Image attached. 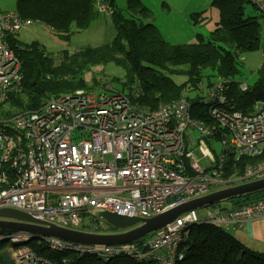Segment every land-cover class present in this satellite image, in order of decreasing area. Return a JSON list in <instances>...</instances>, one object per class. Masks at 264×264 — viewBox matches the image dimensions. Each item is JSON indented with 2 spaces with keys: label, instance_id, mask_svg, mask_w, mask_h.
I'll return each mask as SVG.
<instances>
[{
  "label": "built area",
  "instance_id": "built-area-1",
  "mask_svg": "<svg viewBox=\"0 0 264 264\" xmlns=\"http://www.w3.org/2000/svg\"><path fill=\"white\" fill-rule=\"evenodd\" d=\"M247 1L264 17V0ZM30 24L15 11L0 13V106L6 94L19 91L21 81L20 62L6 38ZM230 85L229 79L216 78L198 95L210 122L193 118L191 103L183 98L150 111L111 87L97 94L88 90L53 94L36 110L0 115V209L29 214L57 227L100 233L103 221L96 216L98 212L146 219L205 196L221 184L219 170L226 162L219 161L217 169L208 173L191 161L189 167L197 176L183 177L180 160L185 130H193L200 141L220 136L223 149H233L237 160L260 158L264 153V102H254L251 112L242 114L228 98ZM238 89L245 92L246 82L240 80ZM200 147L208 155L203 142ZM170 152L176 162L168 160ZM243 175L264 178V159L243 167ZM197 216L195 210L182 214L153 239L160 240L171 258L176 257L181 250L167 239L181 245L186 227L200 224ZM220 216L213 217L207 210L203 221L226 226L264 220V197ZM22 236L31 238L0 235V242L9 245L0 248L4 261L0 264H57L23 247L27 241ZM44 240L54 254L87 256L100 262L125 257L162 264L154 253L132 243L87 246Z\"/></svg>",
  "mask_w": 264,
  "mask_h": 264
},
{
  "label": "trees",
  "instance_id": "trees-1",
  "mask_svg": "<svg viewBox=\"0 0 264 264\" xmlns=\"http://www.w3.org/2000/svg\"><path fill=\"white\" fill-rule=\"evenodd\" d=\"M121 1L15 0L14 11L21 18L43 24L65 41L71 39L72 27L79 32L86 30L91 19L100 16L97 7L104 4L112 10L109 18L115 36L101 46H86L73 54L61 51L55 57L45 53L36 41L23 44L15 36L8 37L9 47L20 61L22 78L19 91L6 96L3 104L8 110L0 115L14 116L36 110L50 94L87 90L85 75L90 69L112 63L125 69L130 84H138L139 93H133L136 88L126 91L131 102L152 108L158 103L185 98L191 103L193 118L210 122L205 107L199 103V86L210 85L219 76L239 79V57L260 47L261 26L255 16L246 14L248 1L212 0L218 10L217 26L207 38L197 35V42L190 45L168 43L150 23L135 19L140 8L138 0H123V7L119 4ZM257 75L246 92H240L238 82L233 81L238 91L229 90L228 98H233L234 110L249 114L254 102H264L263 64ZM175 77H183L185 81L177 85L173 81ZM124 90L122 87L120 92ZM208 143L211 145L210 141ZM261 159L264 153L260 158L245 157L235 168L238 171L253 166ZM230 173L228 169L226 174ZM239 227L238 224L191 226L181 242V246H187V253L177 264H264V249L251 251L234 236ZM44 246L34 238L23 245L57 264H155L152 260L139 263L125 257L107 262L87 256L79 259L73 254H54Z\"/></svg>",
  "mask_w": 264,
  "mask_h": 264
},
{
  "label": "rangeland",
  "instance_id": "rangeland-1",
  "mask_svg": "<svg viewBox=\"0 0 264 264\" xmlns=\"http://www.w3.org/2000/svg\"><path fill=\"white\" fill-rule=\"evenodd\" d=\"M140 3V8L138 13L136 14L135 19L138 21H142L143 23H150L155 30H158L161 37L170 44H184L190 45L197 42V35H201L204 38H207L209 34L216 28L218 22V10L215 6L212 5V0H138ZM121 7H123V0L119 3ZM15 9V0H0V12L1 11H10ZM146 9L147 12H144ZM246 14L250 16H255L258 23L261 26V36H260V47L257 51L247 52L241 55L239 58L243 60L239 63V79L235 77H216L220 79H229L231 81L230 91L233 92L236 89V83H233V80L239 82L240 80L246 82L247 84H252L257 79V71L262 66V55L264 50V17H259L258 14L249 6H246ZM72 37L69 41H65L60 35L53 32L43 24L39 22L33 21L32 24L23 29L19 35L16 36V39L23 44H29L33 41L38 42L41 46H43L45 53L48 55L54 56L58 51H68L70 54L76 53L83 47L91 46L98 47L103 44L110 42L115 36V29L112 24V20L110 18H103L100 16H94L91 19V22L88 28L84 31H76L75 28L71 29ZM59 53V52H58ZM86 84L88 87V91L97 94L98 92H104L106 88L111 87L116 91H121V88L124 87V93L131 89L136 90L133 92L134 94L139 93V89L137 88V82L129 83L127 81V76L125 69L122 67H118L112 63H108L105 66H96L90 69V72L85 75ZM94 80L92 81V79ZM214 78L213 80H215ZM174 83L179 85L185 81L183 77H175L173 79ZM91 85V87L89 86ZM209 85L205 83L200 87V90L197 92L198 95L201 94V91L208 87ZM238 91V90H237ZM69 94V93H68ZM4 98V102L6 100V96ZM53 94H50L51 96ZM48 96V97H49ZM192 96V95H190ZM185 101L186 99L183 98ZM48 100V98L46 99ZM44 103L39 107L41 108ZM174 102V101H172ZM168 103H158L156 106L152 108H148V110H162ZM231 104H234V100L232 98ZM144 106V105H142ZM146 107V106H144ZM252 107V105H251ZM250 107V109H251ZM8 110L6 104H2L0 106V113ZM24 113V112H21ZM175 124L172 126V129H175ZM76 135V133L74 134ZM211 142V145L208 143ZM200 142H203L204 146L208 151L205 153L201 147ZM181 143L183 146V155L181 157L183 168H182V176H190L195 177V174L189 167L191 161L196 162L202 171L210 173L211 170L217 169L219 165V161L226 162L225 168L221 167L219 172V179L221 184L215 187H211L207 194L214 192L215 190H221L223 188H233L242 183L254 182L263 180L264 178H252L250 176H246L244 178L243 169H239L237 171V164L240 166L241 160H237L235 158V152L229 151L230 149H223V139L220 136H214L209 139H202L201 141L197 138L196 133L187 129L183 132ZM232 148V147H231ZM190 154L191 157L187 158L186 154ZM168 160L177 161L175 155L170 152L167 155ZM236 167V168H235ZM242 168V167H241ZM231 170L229 175L226 172ZM237 171V172H234ZM206 194V195H207ZM201 198V197H199ZM198 199V198H195ZM194 200V199H192ZM226 202V201H224ZM216 204V206H221L222 203ZM247 204H243L240 207H243ZM176 208V207H175ZM239 208V207H238ZM232 209L225 210L222 214H225L226 211ZM206 208H201L196 210L199 218L205 216ZM210 225L206 223L205 225ZM239 226L243 223H237ZM189 225V224H187ZM230 225H234L230 223ZM137 226L131 227L127 230H132ZM163 227L162 229H164ZM161 229V230H162ZM80 230V229H77ZM188 228L186 227L184 234H186ZM101 234H116L123 232L121 230H116L105 222H103V228H100L99 231ZM157 232L150 233L145 237L138 239L136 241L131 242L136 248H140L141 250H145L151 253L156 254L157 258L162 264H177L183 261L184 256L186 255L185 249L181 251L179 255H175L176 257H170L169 251L162 249L159 245L158 239H153L154 235ZM25 234V233H19ZM5 235V234H0ZM25 241H28L27 237L22 236ZM35 240L42 242L47 247L45 240H39L36 237H32ZM153 239V240H152ZM4 244L6 249L9 248L7 242H0V248ZM251 250L250 248H248ZM179 257L181 259H179ZM4 261L0 258V263Z\"/></svg>",
  "mask_w": 264,
  "mask_h": 264
},
{
  "label": "water",
  "instance_id": "water-1",
  "mask_svg": "<svg viewBox=\"0 0 264 264\" xmlns=\"http://www.w3.org/2000/svg\"><path fill=\"white\" fill-rule=\"evenodd\" d=\"M254 191H264V179L244 183L233 188L227 187L220 191L217 190L201 198L187 201L176 208L151 218L141 219L122 216L111 212H98L96 214L99 219L110 227L123 231V233L119 234H101L60 228L56 225L45 224L32 216L16 210L0 209V234L13 235L25 233L26 235L36 238L52 237L61 241L87 246L123 245L141 239L150 233L161 231L163 227L174 222L182 214L206 208L219 201L243 196ZM134 226L137 227L132 230H127Z\"/></svg>",
  "mask_w": 264,
  "mask_h": 264
},
{
  "label": "crops",
  "instance_id": "crops-1",
  "mask_svg": "<svg viewBox=\"0 0 264 264\" xmlns=\"http://www.w3.org/2000/svg\"><path fill=\"white\" fill-rule=\"evenodd\" d=\"M10 11H12V10H10ZM1 12H6V11H1ZM58 52H60V51H58ZM58 52H56V53H58ZM215 191H217V190H215ZM261 196H264V191L250 192V193H247L243 196H238V197L229 198V199L219 201V202H217L211 206H207L206 210H208V209H210V210L220 209V210H222L221 213H223L225 210L240 207V205L248 204L252 201H255L256 199L260 198ZM224 201H226V202H224ZM221 202H224V203H222L221 206L215 207L216 204H219ZM234 236L245 247L250 248L251 251L257 252V251H260L261 249H264V220H255V221L243 223L242 225H240V227L238 229H236L234 231Z\"/></svg>",
  "mask_w": 264,
  "mask_h": 264
},
{
  "label": "bare ground",
  "instance_id": "bare-ground-1",
  "mask_svg": "<svg viewBox=\"0 0 264 264\" xmlns=\"http://www.w3.org/2000/svg\"><path fill=\"white\" fill-rule=\"evenodd\" d=\"M97 12L99 13V14H101L103 17H105V18H109V16H111V12H112V10L110 9V8H101V7H97ZM20 62V61H19ZM234 81V80H233ZM249 84H247L246 83V91H248L249 90ZM245 91V92H246ZM20 113V112H19ZM21 114V113H20ZM243 163V162H242ZM242 184H244V182L242 183ZM223 190V189H222ZM218 191H220V190H218ZM189 201H192V200H189ZM81 209H77V211H80ZM221 211L222 210H220V209H217V210H210V209H208V212H209V215H212L213 217H216V216H218V217H221L220 216V213H221ZM19 212V211H18ZM27 215H29V214H27ZM29 216H32V215H29ZM33 217V216H32ZM35 218V217H34ZM228 223V222H227ZM60 228H62V227H60ZM124 232H126V231H124ZM120 233H123V232H120ZM116 234H119V233H116ZM46 238H52V237H39V238H37V239H39V240H44V239H46ZM61 241V240H60ZM167 242H169V243H172V244H174L179 250H181V251H184V247L183 246H181V245H179L177 242L175 243V242H172L170 239H167ZM128 244H130V243H128Z\"/></svg>",
  "mask_w": 264,
  "mask_h": 264
},
{
  "label": "clouds",
  "instance_id": "clouds-1",
  "mask_svg": "<svg viewBox=\"0 0 264 264\" xmlns=\"http://www.w3.org/2000/svg\"><path fill=\"white\" fill-rule=\"evenodd\" d=\"M12 11H14V10H12ZM255 11V10H254ZM6 12H9V11H6ZM0 13H4V12H0ZM19 16V15H18ZM20 17V16H19ZM261 17V16H260ZM21 18V17H20ZM23 19V18H22ZM27 20H29V19H27ZM31 21V20H30ZM32 22L33 21H31V24H32ZM30 24V25H31ZM29 25V26H30ZM29 26H27V27H29ZM27 27H25V28H27ZM25 28H22L18 33H16L15 35H12V36H17L23 29H25ZM51 30V29H50ZM8 37H10V36H8ZM8 37L6 38V41H7V44H8ZM8 47H9V44H8ZM10 48V47H9ZM13 52V51H12ZM14 53V52H13ZM15 55V54H14ZM58 55V53H56L55 55H54V57L55 56H57ZM16 57V56H15ZM17 58V57H16ZM18 59V58H17ZM55 63H56V61H55ZM22 78V77H21ZM20 83H21V81H20ZM20 89V88H19ZM253 105V104H252ZM261 197H264V196H261ZM237 208V207H236ZM234 209V208H233ZM196 211V210H195ZM207 211V210H206ZM204 217V216H203ZM203 217L202 218H199V216H197V218H198V220H199V223L200 224H197V225H201V224H206L204 221H203ZM191 226H194V225H189V227H188V230H189V228L191 227ZM184 249H185V253H187V246H185L184 247Z\"/></svg>",
  "mask_w": 264,
  "mask_h": 264
},
{
  "label": "flooded vegetation",
  "instance_id": "flooded-vegetation-1",
  "mask_svg": "<svg viewBox=\"0 0 264 264\" xmlns=\"http://www.w3.org/2000/svg\"><path fill=\"white\" fill-rule=\"evenodd\" d=\"M38 220V219H37ZM40 221V220H39Z\"/></svg>",
  "mask_w": 264,
  "mask_h": 264
}]
</instances>
